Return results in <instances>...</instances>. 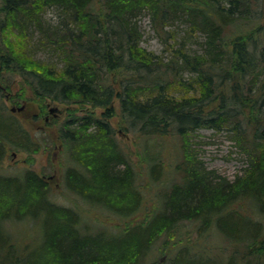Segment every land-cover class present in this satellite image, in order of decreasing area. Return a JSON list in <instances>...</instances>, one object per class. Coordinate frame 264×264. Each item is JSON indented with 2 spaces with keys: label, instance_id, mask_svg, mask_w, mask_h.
<instances>
[{
  "label": "trees",
  "instance_id": "obj_1",
  "mask_svg": "<svg viewBox=\"0 0 264 264\" xmlns=\"http://www.w3.org/2000/svg\"><path fill=\"white\" fill-rule=\"evenodd\" d=\"M48 8L59 20L39 43L59 50L61 67L26 47ZM140 14L164 42L184 17L190 35L204 36L203 51L167 42L164 59L146 50ZM183 71L190 75L181 77ZM15 74L24 81L13 102L27 98L26 83L39 108L46 99L76 106L60 123L67 188L123 221L92 224L75 206L52 199L43 173L0 171V264H146L161 237L165 264H264V0H0V166L8 150L46 147L47 137L28 136L3 103ZM115 125L136 138L174 133L185 144L197 128L226 129L247 166L228 180L185 147L180 180L134 220L144 200L135 177L142 172L132 168ZM160 153L145 157L147 180L168 175ZM186 221L199 238L181 229ZM211 232L225 238L208 244L217 251L212 259L201 241ZM192 247L205 258H187Z\"/></svg>",
  "mask_w": 264,
  "mask_h": 264
},
{
  "label": "rangeland",
  "instance_id": "obj_2",
  "mask_svg": "<svg viewBox=\"0 0 264 264\" xmlns=\"http://www.w3.org/2000/svg\"><path fill=\"white\" fill-rule=\"evenodd\" d=\"M58 16L59 11L57 9H46L42 16V27L33 31L31 42L29 45H26V47H28V52L33 58L47 62H55L57 67H61L62 62L60 61L61 54L59 50L55 49L51 44L44 46L39 43L40 38L46 40L48 35H53L54 26L59 20ZM136 24L141 33L139 40L140 46L148 51H153L155 54L162 55L164 59H167L170 55L169 50H165L167 42H173V47H177L183 43L184 48L190 52L195 51L196 53H200L203 51L202 42L204 36L200 32H196L193 36L190 35L188 33L189 23L184 17L175 20L169 27V29L173 30V39L167 38V42H164L163 39L155 33L148 14H140L137 16ZM50 41H53V39ZM180 75L186 78L190 74L187 71H183ZM13 79L10 87L3 88L1 92L3 103L9 110L12 108V105L20 107L23 104L21 110L18 109L14 111L15 115L19 118L25 129L29 130L32 135L40 136L42 134L48 139L45 138L46 149L42 146L37 151L30 150L26 152L22 150H8L0 166V171L6 174H14L23 168L29 167L38 173H43L42 175L46 177L50 184L51 197L56 203L64 206H75L84 214L88 222L95 225L101 223L105 225H114L116 222H122L123 220L118 219V217H115L113 214L101 208H97L96 206H90L82 197L74 195L67 188L64 172L68 163L67 156L69 152L63 147V140L60 137V123L73 114V110L76 106L46 99L45 102H42L41 106H43V108H39L40 103L33 101L31 92L26 83V93L31 95V97L27 96V98L22 101L19 96V99L17 98L16 102H13L12 99L16 96V92L20 91V82L24 81L21 80L17 74L13 76ZM6 95L8 97H6ZM115 105H117V103H115ZM49 107H56L57 110L50 112L48 109ZM96 111L99 112V109L97 108ZM75 113L79 115L80 110H77ZM45 114L49 115V119L44 118ZM111 122L116 124V120H112ZM71 128L72 127H70V129ZM115 129L118 130L116 138L120 146L128 153L132 168L135 171L142 172V174L139 173V175L135 177L137 187L143 192L144 200L134 220L142 218L146 210L151 208L154 201L158 204L162 203L164 200L163 191L165 188L170 186L173 181L180 180L181 172L177 170L179 166L185 167V158L182 155L185 147H187L191 153H194L195 159L200 162L202 167L206 170H214L216 174L228 180H232L236 175L242 174L243 168L247 166L246 155L236 144L235 140L229 136L230 134L226 129L217 130L211 127L197 128L188 134L186 139L187 144H185L181 136L174 133L173 135L168 134L163 138L145 136L136 138L135 134L131 131L125 134L124 131H120L116 125ZM156 151L161 152L160 157L168 175L158 176L159 179L155 182L154 180H147L148 176L146 172L148 170L152 172V170L148 167V162L145 161V157ZM162 170L163 167L159 168L158 171L153 170V172L159 174ZM153 184H155L157 188H154L155 186H153ZM155 193L156 196H154ZM87 215L88 217H86ZM95 220L96 222H94ZM181 229L184 232L185 230H190L193 240L199 238L193 230L192 222H184ZM210 236L212 238L203 236L204 238H202L201 241L206 244V247L202 250L205 251V256L212 259L214 256L217 258V251L215 248L209 247L208 244H224L225 238L222 236L214 238L213 232H211ZM162 244L161 237L152 245L153 251H150L146 258L148 264L153 260L161 258V255L158 254V250ZM185 255L187 258L192 257L194 259L200 256L204 257L203 254L200 255V253H197V248L195 247L189 248V254L185 253ZM164 261L165 258L163 257L161 261L162 264H165ZM205 263L211 264L209 261Z\"/></svg>",
  "mask_w": 264,
  "mask_h": 264
},
{
  "label": "flooded vegetation",
  "instance_id": "obj_3",
  "mask_svg": "<svg viewBox=\"0 0 264 264\" xmlns=\"http://www.w3.org/2000/svg\"><path fill=\"white\" fill-rule=\"evenodd\" d=\"M27 96H29L28 94H27ZM6 97H8L7 95H6ZM20 100H22V101H24V99L23 98H21ZM20 107H22L23 108V104L20 106ZM11 108V107H10ZM12 108H14V110H10V112L12 113V114H14L15 115V113H14V111L15 110H18V108L19 107H16L15 105H12ZM49 109V108H48ZM19 110H21V109H19ZM16 116V115H15ZM17 117V116H16ZM18 118V117H17ZM45 119H49V115L48 114H45V117H44ZM28 131V136H30L31 137V135H32V133L29 131V130H27ZM13 153H14V151H13ZM27 168H29V167H27ZM29 169H31V168H29Z\"/></svg>",
  "mask_w": 264,
  "mask_h": 264
},
{
  "label": "water",
  "instance_id": "obj_4",
  "mask_svg": "<svg viewBox=\"0 0 264 264\" xmlns=\"http://www.w3.org/2000/svg\"><path fill=\"white\" fill-rule=\"evenodd\" d=\"M22 107H19L18 109H21ZM11 110H14V108H11ZM55 110H57V108L56 107H49V111L50 112H53V111H55ZM14 154V153H13ZM163 259V257H161V259H160V261Z\"/></svg>",
  "mask_w": 264,
  "mask_h": 264
},
{
  "label": "bare ground",
  "instance_id": "obj_5",
  "mask_svg": "<svg viewBox=\"0 0 264 264\" xmlns=\"http://www.w3.org/2000/svg\"><path fill=\"white\" fill-rule=\"evenodd\" d=\"M97 226H93L92 229H95Z\"/></svg>",
  "mask_w": 264,
  "mask_h": 264
}]
</instances>
